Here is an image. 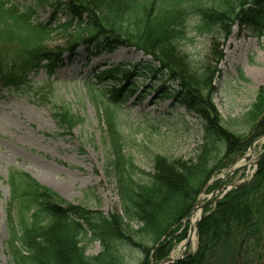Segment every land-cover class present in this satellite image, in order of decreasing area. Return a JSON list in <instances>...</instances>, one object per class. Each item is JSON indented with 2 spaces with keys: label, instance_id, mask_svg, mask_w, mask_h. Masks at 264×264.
<instances>
[{
  "label": "trees",
  "instance_id": "trees-1",
  "mask_svg": "<svg viewBox=\"0 0 264 264\" xmlns=\"http://www.w3.org/2000/svg\"><path fill=\"white\" fill-rule=\"evenodd\" d=\"M37 4L50 6V22L37 21L34 6L23 9L11 0H0V45L4 47L0 48V91L21 88L39 94L33 78L41 70L50 78L80 56L88 63L130 47L145 58L94 71L85 81L88 95L107 105L103 111L110 150L106 172L116 184L119 209L106 214L72 203L30 173L13 169L6 208L9 261L125 264L123 251L131 249L142 255L137 264L161 260L174 240L186 237L187 228L175 234L208 181L242 156L259 136L255 129L264 125V86L244 116L252 135L228 126L214 104L217 65L222 59L219 39H228L235 26H250L263 35L264 0H37ZM59 14L66 20L50 26ZM55 29L68 35L63 48L47 44ZM192 31L213 36L211 58L198 60L184 50L193 41ZM81 45L83 54L78 52ZM131 94L136 95V103L150 95L151 105L169 101V106L200 119L205 135L197 158L171 160L156 153L152 171L141 169L115 115ZM51 107L61 130L70 131L82 121L70 104ZM197 235V251L172 264H228L227 257L232 264H258L264 249V156L250 181L207 207ZM96 240L102 251L90 256L87 244Z\"/></svg>",
  "mask_w": 264,
  "mask_h": 264
},
{
  "label": "rangeland",
  "instance_id": "rangeland-1",
  "mask_svg": "<svg viewBox=\"0 0 264 264\" xmlns=\"http://www.w3.org/2000/svg\"><path fill=\"white\" fill-rule=\"evenodd\" d=\"M11 1L23 9L34 6L35 19L50 22V6L37 4V0ZM58 18L50 26L66 20L62 14ZM258 34V30L253 27L235 26L228 39H219L222 59L218 65L214 63L220 70L214 82L217 88L214 96L216 109L228 126L247 135L254 132L244 122V116L256 101L258 90L264 86V34ZM190 36L193 41L184 46L187 53L198 60L213 56L215 48L212 35H196L192 31ZM215 36L220 35L215 33ZM67 38L68 35L55 29L47 44L63 48L67 45ZM0 48L4 49L1 45ZM83 51L84 46L81 45L78 52L83 54ZM144 58L142 52L130 47L102 54L88 63L80 56L66 63L50 78L41 70L33 78V87L41 91L39 94L21 88H3L0 91V264H11L5 252V242L8 238L6 208L11 199L8 176L13 169L26 171L38 181L40 178L56 186L61 192L40 181L72 203H81L106 214L119 209L116 184L106 172L110 150L106 142L103 111L107 105L88 95L85 81L94 71L100 72L107 67ZM104 82L111 85L108 80ZM145 83L149 84L147 80ZM150 100L149 95L136 103V95L131 94L115 111L121 131L129 136L127 144L132 148L131 153L139 167L146 172L152 171L156 153L171 160L196 159L204 142L202 121L183 108L169 106V101L151 105ZM59 102L70 104L72 111L82 119L70 131L61 130L52 116L51 104ZM263 127L260 125L255 129V134L259 132V136L253 138L242 156L234 163L227 164L208 181L196 204L204 202L220 184L222 177L238 164L248 165L227 181V189L254 177L261 160L258 158L264 152V134H261ZM256 161L257 164H251ZM190 227L191 221L186 217L175 234L187 228L186 237L171 242L166 257L172 256L184 245ZM195 235L188 251L190 256L198 249L197 231ZM171 238L168 240L171 241ZM101 251L99 241L87 244L88 255L96 256ZM123 255L125 264H137L142 257L135 249L124 250ZM158 261L152 259L151 264ZM225 262L232 264L230 257L225 258ZM258 264H264V249Z\"/></svg>",
  "mask_w": 264,
  "mask_h": 264
},
{
  "label": "water",
  "instance_id": "water-1",
  "mask_svg": "<svg viewBox=\"0 0 264 264\" xmlns=\"http://www.w3.org/2000/svg\"><path fill=\"white\" fill-rule=\"evenodd\" d=\"M264 156V152L259 156L258 160L261 159ZM251 164H257V161ZM248 164L245 165H241V166H236L234 167L222 180V182L220 183V185L218 186V188L211 194V196L203 203V204H197L196 206H194V208L192 209V211L189 213L187 219L191 218V215L193 213V211H196L198 208L201 209V216L200 219L198 221H196L195 224H191L190 227V233L189 236L187 238V240L185 241L184 244V251L182 253L181 256L177 257V258H173L172 256H168L166 258H164L161 261L155 262L154 264H168V263H174V262H178L181 259L190 256L189 254V247L191 245L192 242V235L195 233L197 225L199 224V222L201 221V219L203 218L204 214H205V209L207 206L211 205L212 203L216 202L218 200V198L221 196L223 190L225 188H227L226 185V181L228 179H230L235 173H237L238 171H240L241 169H243L244 167H246ZM238 185V184H235Z\"/></svg>",
  "mask_w": 264,
  "mask_h": 264
},
{
  "label": "bare ground",
  "instance_id": "bare-ground-1",
  "mask_svg": "<svg viewBox=\"0 0 264 264\" xmlns=\"http://www.w3.org/2000/svg\"><path fill=\"white\" fill-rule=\"evenodd\" d=\"M38 178V177H37ZM40 181H42V182H45V181H43V180H41L40 178H38ZM45 183H47V182H45ZM47 184H49V183H47ZM50 186H52V187H54L56 190H58L59 192H61V190L59 189V188H57L56 186H54V185H51V184H49ZM200 209L199 210H196V211H194L193 212V215H192V218H191V223L192 224H195L196 223V221L199 219V217H200ZM195 237H196V235H195V233L192 235V241H194L195 240ZM183 251H184V245H182V246H180L178 249H177V251L175 252V253H173L172 254V256H173V258H176V257H178V256H180L182 253H183Z\"/></svg>",
  "mask_w": 264,
  "mask_h": 264
}]
</instances>
